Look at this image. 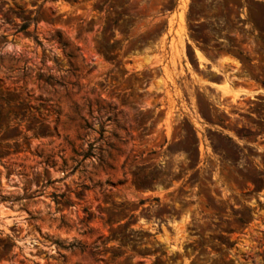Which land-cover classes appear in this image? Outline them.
Returning a JSON list of instances; mask_svg holds the SVG:
<instances>
[{
    "label": "rangeland",
    "instance_id": "obj_1",
    "mask_svg": "<svg viewBox=\"0 0 264 264\" xmlns=\"http://www.w3.org/2000/svg\"><path fill=\"white\" fill-rule=\"evenodd\" d=\"M174 3L0 0V264H264V0Z\"/></svg>",
    "mask_w": 264,
    "mask_h": 264
},
{
    "label": "crops",
    "instance_id": "obj_2",
    "mask_svg": "<svg viewBox=\"0 0 264 264\" xmlns=\"http://www.w3.org/2000/svg\"><path fill=\"white\" fill-rule=\"evenodd\" d=\"M179 5V0H175V3H174V13L178 12L179 11V8H177V6ZM173 13V11H170L168 12L166 15H165V18H166V21L167 19L169 18V16ZM225 59V60H224ZM213 62L217 65L219 64H222V66L226 65L229 63V58H226L225 55H222V56H218V57H215L213 59ZM230 83H231V80H229V82H227L228 85V90H231L232 91V88L230 86ZM222 84H220L219 86H221ZM249 91L246 92V94L248 93ZM253 92L254 94L256 95H263L260 91H251ZM238 93V92H237Z\"/></svg>",
    "mask_w": 264,
    "mask_h": 264
},
{
    "label": "bare ground",
    "instance_id": "obj_3",
    "mask_svg": "<svg viewBox=\"0 0 264 264\" xmlns=\"http://www.w3.org/2000/svg\"><path fill=\"white\" fill-rule=\"evenodd\" d=\"M195 55H196V57H197L199 60L202 59V57L200 56L199 53L195 52ZM224 60H225V59H224ZM227 78H228V77H227ZM223 80H224V79H223ZM227 80H228V82H229L230 77H229V79H227ZM224 81H225V80H224ZM228 85H229V84H227L226 82H223V83H222V85L220 86V89H221V91H222L221 93H224V94L226 93V94H227V91H228ZM236 95H237L236 93H235V94H234V93L232 94V96H234V97H235Z\"/></svg>",
    "mask_w": 264,
    "mask_h": 264
},
{
    "label": "trees",
    "instance_id": "obj_4",
    "mask_svg": "<svg viewBox=\"0 0 264 264\" xmlns=\"http://www.w3.org/2000/svg\"><path fill=\"white\" fill-rule=\"evenodd\" d=\"M27 24L26 22L22 23V27H25ZM91 154V143H88L87 149L85 152L82 153L83 156L90 155Z\"/></svg>",
    "mask_w": 264,
    "mask_h": 264
}]
</instances>
